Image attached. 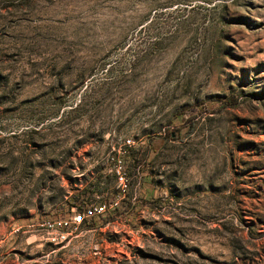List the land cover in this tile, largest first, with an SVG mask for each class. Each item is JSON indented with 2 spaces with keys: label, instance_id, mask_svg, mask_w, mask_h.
<instances>
[{
  "label": "rangeland",
  "instance_id": "rangeland-1",
  "mask_svg": "<svg viewBox=\"0 0 264 264\" xmlns=\"http://www.w3.org/2000/svg\"><path fill=\"white\" fill-rule=\"evenodd\" d=\"M0 264H264V0H0Z\"/></svg>",
  "mask_w": 264,
  "mask_h": 264
},
{
  "label": "built area",
  "instance_id": "built-area-1",
  "mask_svg": "<svg viewBox=\"0 0 264 264\" xmlns=\"http://www.w3.org/2000/svg\"><path fill=\"white\" fill-rule=\"evenodd\" d=\"M134 145V142L131 140H127L125 142L126 147H131ZM114 160V159H113ZM116 178H117V185L120 189L121 193L126 192L128 188V179L124 171L122 170L121 161H117L116 165ZM118 202L114 201L110 204L109 207L112 205H117ZM108 209V206L105 203H95L90 206H88L83 214H80L79 216L74 215L72 218H56L53 220H47L41 223L40 225H47L48 226V233L53 235V240H59L64 241L67 239L68 235L76 232L79 230L82 222L84 219H91L93 217H97L99 215H102L106 210Z\"/></svg>",
  "mask_w": 264,
  "mask_h": 264
},
{
  "label": "trees",
  "instance_id": "trees-1",
  "mask_svg": "<svg viewBox=\"0 0 264 264\" xmlns=\"http://www.w3.org/2000/svg\"><path fill=\"white\" fill-rule=\"evenodd\" d=\"M91 186H92V188H91L90 191L87 192V194H86V191L84 192V195H83L84 198H87V197H89V196H90V198H92V197L94 196L95 192H101V191L99 190V187H98V186H95V185H91ZM113 202H114V200L112 201V203H113ZM98 203H105V202L100 201V202H98ZM94 204H95V203H94ZM105 204L107 205V203H105ZM110 204H111V203H110ZM90 205H92V203H89L88 200L83 199L82 203L80 204V213L83 214V213H84V210H85L88 206H90ZM101 216H103V214H102V215H99V216H97V217H101ZM97 217H93V218H91V220H92V219H95V218H97ZM84 223H86V219H84V221L82 222V225H83Z\"/></svg>",
  "mask_w": 264,
  "mask_h": 264
}]
</instances>
